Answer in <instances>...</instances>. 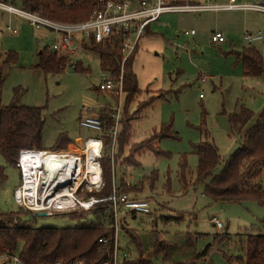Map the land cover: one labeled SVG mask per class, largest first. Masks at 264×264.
Returning a JSON list of instances; mask_svg holds the SVG:
<instances>
[{"label":"rangeland","instance_id":"rangeland-1","mask_svg":"<svg viewBox=\"0 0 264 264\" xmlns=\"http://www.w3.org/2000/svg\"><path fill=\"white\" fill-rule=\"evenodd\" d=\"M213 1L222 3L226 0ZM236 1L264 5V0ZM11 4L19 7L17 0ZM149 30L154 35L142 34L133 57L132 71L137 91L127 104L125 92L121 100L118 131L127 122L129 132L127 143L124 149L122 147L123 154L119 155L121 162L117 164L116 183L122 180L134 189L128 192L130 198L150 201V214L119 216L118 255L127 260L144 252L147 258L154 254L141 245L134 248L126 233V230L134 228L141 234L146 233L147 248L155 245L160 250L151 256L153 264H173L176 262L174 259L185 262L208 243L212 244L209 255L195 264H230L228 257H231L232 264H242L246 235L261 225L264 205L253 201L211 203L202 194L203 185L189 183L181 186L176 172L180 157L186 154L193 180L198 158L193 153L192 144L203 140L205 133L217 146L222 159L226 160L241 137L230 132L229 113L238 111L240 106L255 115L264 109V73L257 78L245 77L234 56V52L249 46L244 40L248 33H259L261 41L251 46L264 55V14L252 10L167 13L152 23ZM189 30L195 34L184 35V31ZM213 32H221L225 42L212 43ZM52 38L50 34L36 31L26 19L0 9V100L2 105L42 107L45 120L42 148L50 149L57 136L63 133L71 140L80 137L66 146L69 153L80 154L83 142L99 134L81 127L79 119L84 115L97 118L103 113L109 115V122L114 124L117 101L100 88L101 69L96 54L83 53L81 58L68 59L61 72H45L38 68L39 52L52 44ZM77 61H81L82 67L89 71H77L74 67ZM254 120L252 118L248 126ZM166 123L172 124L177 139L152 140L149 145L158 147L161 153L143 149L128 157L129 147L150 137ZM154 171L158 178L151 186L146 177ZM98 179L101 180V176ZM168 179L170 192L163 188ZM20 180L16 164L15 167L7 164L0 155V213L32 211L27 200L25 206H19L14 200L13 193ZM261 185L264 189V167ZM91 189L94 187L86 178L76 190L75 197L82 200ZM74 209L72 212L78 211L77 207ZM71 210L58 214L70 213ZM24 215L19 216L24 219ZM212 218L221 222L222 228H217L211 222ZM89 219L91 223L93 219ZM84 223L89 224L88 220L55 214L38 217L34 225L63 228ZM221 233L226 236L214 243L213 236ZM162 248L170 252L169 256L161 253ZM180 248L186 255L181 256L177 252ZM180 257L185 260H180ZM0 264H10L9 259L0 256Z\"/></svg>","mask_w":264,"mask_h":264},{"label":"trees","instance_id":"trees-1","mask_svg":"<svg viewBox=\"0 0 264 264\" xmlns=\"http://www.w3.org/2000/svg\"><path fill=\"white\" fill-rule=\"evenodd\" d=\"M0 2L14 3L12 0H0ZM17 2L24 10L36 12L60 22L86 20L98 5V0H17ZM144 34L145 36L154 35L148 31L147 27ZM121 43L122 36L114 35L100 43L92 40L85 46L97 55L101 71L109 72L116 77L122 75L123 92L126 93L127 104L137 91V81L132 71L136 46L122 64ZM234 56L236 62L241 64L245 77L257 78L264 73V59L254 46L244 47L241 51L234 52ZM8 58L13 59V56L8 55ZM67 61H69L67 58L57 57L44 49L39 52L37 66L45 72H61ZM74 67L79 72L89 71L88 68L82 67L81 61L74 63ZM42 111V107L2 105L0 100V155L7 164L15 167L18 154L23 149L33 147L44 149L42 148V131L45 120ZM97 118L102 122V129L98 135L102 140L99 159L102 186L97 190L86 192L83 199L95 197L100 201L87 210L57 214V216L66 215L71 219H82L86 222L88 220L89 224L63 228L37 227L34 223L40 217L38 213L1 212L0 256L6 258L17 255L22 264H54L56 262L72 264L76 261H82V264H112L115 218L112 202L108 200V197L114 191L119 194H128L129 191L134 190L122 180L116 183L117 164L121 162L119 155L123 154V146L127 143L129 127L125 122L120 132L117 129L116 136L112 140L114 124L109 122V115L100 113ZM252 118L255 120L248 126ZM228 121L230 132L241 135L240 143L229 157L223 160L217 146L205 133L203 140L192 144L193 153L198 158L193 180H191L192 173L189 170L186 154L180 157L176 178L181 186H188L189 183L193 186L203 185L202 194L212 203L242 204L253 201L264 205V189L261 185V171L264 167V109L255 115L251 110L240 106L238 111L229 113ZM165 138L177 139L171 123L162 124L159 131H154L150 137L129 147L128 157L143 149L161 153L158 147H152L149 143L152 140L158 142ZM71 143L73 140L60 133L50 149H65ZM218 167H221L219 171H217ZM146 178L153 186L158 175L154 171ZM163 188L166 192L171 191L169 179ZM19 215H24L27 219L24 217L22 219ZM89 218L93 219L91 223ZM127 231L132 242L137 244L135 230ZM224 236H226L225 233L215 234L214 243L222 241ZM99 239H104L105 242L101 243ZM211 247L212 244H206L191 258L192 263L195 264L196 261L206 258ZM226 259L232 264L231 257ZM241 262L242 264H264V220L254 232L246 235ZM124 264H152V262L139 255L135 259L125 260Z\"/></svg>","mask_w":264,"mask_h":264},{"label":"built area","instance_id":"built-area-1","mask_svg":"<svg viewBox=\"0 0 264 264\" xmlns=\"http://www.w3.org/2000/svg\"><path fill=\"white\" fill-rule=\"evenodd\" d=\"M0 9L7 13L14 14L26 19L36 31H42L44 33L50 34L53 37L52 44L46 47L45 51L48 53H53L57 57H65L72 60L73 58H81V55L83 53L95 55V53L91 49L86 48L85 45H87L92 40L96 43H100L111 38L114 35H120L122 36V43L120 46L122 64L130 56L139 38L142 36V34H144L146 27H148L151 23L158 21L163 14L183 12L201 13L204 11L218 10H252L264 13V5L239 3L236 0H226L222 3H217L213 0H202L201 2L196 3H181L178 0H98L96 10L93 11V13L86 20L79 22L55 21L50 18L44 17L39 13L24 10L23 8L17 7L10 2H0ZM7 29H10V27L7 26ZM12 32L17 33L15 30H13ZM194 34L195 32L193 30L184 31V35ZM210 40L214 44H221L225 42V37L221 32H213L211 34ZM244 40L249 45H252L257 41H260L261 36L259 35V33H248L244 36ZM100 75V88L117 101V108L114 109L115 113L113 114V131L111 133L112 140H114L118 129L120 105L124 93L122 75L120 74L118 77H116L113 74L105 71H101ZM199 97H202V95L200 94ZM79 124L81 127L90 131L97 132L98 134L102 129V122L98 118L89 117L87 115H84L79 119ZM90 138H97L99 141L98 155L95 157L99 164V159L101 157L102 140L98 135L95 137H88L83 142V147L81 148L80 154H71L66 148L60 150L37 148L21 150L16 162V167L19 170L21 177V183L13 193L15 202L19 206H25V200H27L31 204L30 210L39 213L44 212L46 216H53L55 214H58V212L71 209L72 210L70 212H72L73 210H75L74 207H77L78 211L87 210L91 208L95 203L99 202L100 200L96 199L95 197H89L88 200H81L75 197L76 190L81 186L83 181L86 180L81 179L74 191L72 190L74 184L73 180L66 185V188L71 189V197L69 196V198L72 204L70 203V205L66 207L58 204L57 207H53L51 203H48L49 201L55 203L56 200L61 198L60 195L63 193L62 190L65 185L62 187H57L54 184L57 182L61 174L64 173L63 176L66 175L65 171L67 170V168L64 166V158L66 156H71L73 158H76L77 160H84L86 155L84 151V149H86L85 143ZM30 155L39 156L42 161L38 166H33L30 164L32 170L29 171L32 173V176H34L30 182H34L35 186L34 188L30 187L29 190L25 191L24 185L26 183L25 179L28 172L26 167L24 166L23 160L29 159ZM45 158L48 159L46 160ZM51 158L60 160L62 162V166L56 179L53 180L50 184L43 185L42 181H44L46 178V167L49 164V161L52 160ZM27 167L28 169L30 168V166ZM88 184L90 183L88 182ZM91 186L94 187V190L99 189L102 186V178L98 186ZM25 194H27V196ZM108 200H111L112 202L115 218V243L112 264H124V261L126 259H122L119 257L118 248H116V236L119 230L120 221L119 216L126 214L134 216L138 214H150V201L145 199H132L128 194H119L115 191L111 196L108 197ZM84 202L87 203L86 206L82 205ZM211 222L217 228H222V223L215 218H212ZM99 242L104 243L105 241L104 239H99ZM7 258L9 259L10 264H22L17 255H13ZM82 263V261H76L72 264ZM54 264L63 263L56 262Z\"/></svg>","mask_w":264,"mask_h":264},{"label":"bare ground","instance_id":"bare-ground-1","mask_svg":"<svg viewBox=\"0 0 264 264\" xmlns=\"http://www.w3.org/2000/svg\"><path fill=\"white\" fill-rule=\"evenodd\" d=\"M85 145H86V149L83 148L85 153H86L84 160H81V159L77 160L76 158H73L71 156H68V157L66 156L64 158V166L67 168V170L65 171L66 175L63 176L64 173L61 174V176L59 177V179L57 180V182L54 185L57 187L58 186L62 187L64 185L65 186L62 190L63 193L60 195L61 198L56 200L55 203H52L51 201L48 202V203H51V205H53V207H57L58 204L63 206V207L69 206L70 203L72 204V202L69 198V196L71 197V195H70L71 189L66 188V185L72 180L74 182L73 188H72L73 191L76 189L77 184L80 182L81 179L84 178V176L87 178V181L91 185H97V186L99 185L100 179H98V178L100 175L98 176V174H100L101 171H100V166H99L97 160L95 159V157L98 155L99 141L97 138H90L85 143ZM52 160H55V159H52ZM23 161H24V166L26 167L27 172H28L27 173L28 176L26 174V179H25L26 183L24 185V189H25V191H27V190H29L30 187L34 188V186H35L34 182H30L34 177V176H32V173L29 171V170H32L31 165L38 166L42 160L39 158V156L30 155L29 159H26ZM27 166H30V168L28 169ZM86 178H84V179H86ZM24 193H26V192H24ZM28 193H30V192H28ZM25 195L27 196V194H25ZM82 205L86 206L87 203L84 202Z\"/></svg>","mask_w":264,"mask_h":264},{"label":"crops","instance_id":"crops-1","mask_svg":"<svg viewBox=\"0 0 264 264\" xmlns=\"http://www.w3.org/2000/svg\"><path fill=\"white\" fill-rule=\"evenodd\" d=\"M12 1H14V0H12ZM132 1H134V0H132ZM202 1V0H201ZM261 13V12H260ZM264 14V13H263ZM159 21V20H158ZM158 21H156V22H158ZM155 23V22H154ZM152 24V23H151ZM150 24V25H151ZM149 25V26H150ZM149 26L147 27V29H148V31L150 32V30H149ZM261 41V40H260ZM251 46V45H250ZM262 55V54H261ZM262 57L264 58V55H262ZM263 110V109H262ZM260 113V112H259ZM258 113V114H259ZM78 139H80V137H76L74 140H78ZM73 140V141H74ZM71 145V144H70ZM120 174V173H119ZM120 180V179H119ZM127 181V180H126ZM128 182V181H127ZM212 203V202H211ZM126 215H128V214H126ZM126 215H122V216H126ZM132 216H134V215H132ZM153 224V223H152ZM155 226V225H154ZM133 230H136V233H135V236H136V238L138 239L137 240V244H134L133 242H132V238H131V236H130V234L128 233V231L126 232L129 236V240H130V242L132 243V245L134 246V248L135 249H137V248H139V246L141 245L142 247H144L145 248V250L147 251V252H149V253H151V252H153L154 254H152V255H156V254H158V253H160V252H158V251H160V250H158V249H156V246L155 245H153V246H149L148 248L145 246V243H147L148 242V240L145 238V234L146 233H144V234H141V233H139V231L137 232V229H134L133 228ZM155 230V229H154ZM156 231V230H155ZM138 236V237H137ZM141 240L142 241H144V242H142L141 243ZM146 240V241H145ZM183 243H181V245H182ZM170 244H168V246H169ZM179 247H182V246H179ZM183 247L184 248H186V245H183ZM182 247V248H183ZM182 248H180V251H177V252H179L180 253V255L181 256H184V255H186V253H184V252H182ZM163 249V248H162ZM164 251V252H163ZM163 251L161 252V253H164L165 254V257H167V256H169V253L170 252H166V249H163ZM176 252V253H177ZM145 253V252H144ZM144 253H142V255H140V256H142L143 258H146V259H149L150 261H151V256L149 257V258H147L146 256H145V254ZM195 254V253H194ZM193 254V255H194ZM192 255V256H193ZM190 259V258H189ZM189 259L187 258V261H179V260H177V259H174V260H176V262H174L173 264H193L192 263V261H191V259H190V261H191V263L189 262ZM180 260H185V259H183V257H180ZM152 262V261H151ZM177 262H183V263H177ZM187 262V263H186ZM153 264V263H152Z\"/></svg>","mask_w":264,"mask_h":264},{"label":"water","instance_id":"water-1","mask_svg":"<svg viewBox=\"0 0 264 264\" xmlns=\"http://www.w3.org/2000/svg\"><path fill=\"white\" fill-rule=\"evenodd\" d=\"M62 166V162L60 160H50L49 164L46 167V178L42 181V184H50L53 180L56 179L59 170ZM40 216H45L44 212L39 213Z\"/></svg>","mask_w":264,"mask_h":264}]
</instances>
